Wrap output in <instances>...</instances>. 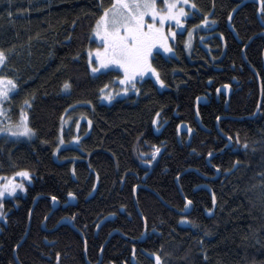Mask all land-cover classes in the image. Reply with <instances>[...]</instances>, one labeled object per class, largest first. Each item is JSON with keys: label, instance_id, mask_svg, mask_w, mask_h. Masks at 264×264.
Masks as SVG:
<instances>
[{"label": "trees", "instance_id": "trees-1", "mask_svg": "<svg viewBox=\"0 0 264 264\" xmlns=\"http://www.w3.org/2000/svg\"><path fill=\"white\" fill-rule=\"evenodd\" d=\"M111 3L0 0V48L7 51L6 70L18 83L6 104L16 121L23 109L35 130L32 139L0 136V177L21 169L33 177L23 193L4 198L0 264H155L152 253L161 255L162 264H264V35H259L264 16L259 0H195L199 10L186 27L208 12V28L200 31L205 38L196 35L190 58L183 52L182 34L172 42L176 55L155 57L166 86L159 89L146 77L138 82L140 93L104 103L99 89L119 73L91 74L86 53L97 46L92 29ZM66 80L70 90L62 89ZM224 84L233 89L227 109L225 97H215ZM120 87L113 83L108 91ZM200 96L209 99L198 105L209 131L195 121ZM260 99L257 116L249 118ZM65 116L92 124L75 147L58 151L57 161L53 152ZM180 123L194 130L190 141L186 133L178 136ZM224 136L232 146L216 154L227 145ZM154 147L160 152L149 165L144 161L152 158ZM216 170L219 175L212 179ZM70 191L75 197L68 196ZM53 195L60 205L47 217ZM185 197L192 209L181 215ZM111 215L96 232L99 221ZM181 216L188 217L185 224ZM61 220L71 225L57 226ZM144 225L145 239L133 242L142 237Z\"/></svg>", "mask_w": 264, "mask_h": 264}, {"label": "snow or ice", "instance_id": "snow-or-ice-1", "mask_svg": "<svg viewBox=\"0 0 264 264\" xmlns=\"http://www.w3.org/2000/svg\"><path fill=\"white\" fill-rule=\"evenodd\" d=\"M259 5L258 10L264 16V0H259ZM189 7L193 11H190ZM213 7H215L214 3ZM195 10H199L195 0H112L108 7H103L92 29L98 46L87 49V62L93 74L107 75L109 72L117 71L119 75L99 89L102 98L112 101L121 93H140L141 89L137 85L145 77H154L156 84L165 87L166 81L162 78L158 68L154 66L153 60L156 56L175 55V50L169 41L175 39L178 29L187 31L189 39L185 41V46L191 47L193 31L209 24V13L204 12L203 19L199 21V24H193L191 28L185 27L187 21L196 15ZM8 15L11 16L12 12L9 11ZM231 18V14H229V20ZM212 23H215V20ZM220 35L223 37V33ZM77 57H79V53H77ZM8 59L7 51L0 48V116L8 119V124L0 127V133L9 134L13 137L21 135L31 137L35 134V130L29 127L28 117L23 109L21 110L20 120L15 124L5 115L4 102L10 100V94L18 88L14 76L4 73V69L8 67ZM113 83L121 85L119 92L108 91ZM71 87L72 84L68 80L62 85L63 90H70ZM224 87L228 88L230 85ZM220 90L217 89L218 92ZM197 99L200 98L197 97ZM86 103L91 104L92 102L87 101ZM24 104L29 105L30 101L25 99ZM68 107L72 108L73 105ZM67 111L68 109H65V112ZM159 115L160 113L157 112V119ZM61 119L63 120V117ZM68 119H71V116ZM157 119H153L152 123L156 124ZM75 123L76 127L79 128V120ZM91 124L92 121L88 120V125L91 126ZM177 127L179 129L180 126ZM188 131L191 132L192 129L189 127ZM79 139V136L73 137V140L78 141ZM63 143L64 141L61 138L57 150H59L60 144ZM245 146L247 147L246 142ZM159 152L160 148L154 147L152 158L144 162L149 165L152 164ZM211 155L210 152L209 156ZM17 176L24 177L29 181L33 178L28 169H21L14 172L12 177L3 178L4 182L0 183V217L6 218L3 211L4 198L14 196L18 189L26 190L23 181L18 182L13 178ZM75 195L74 192H68L69 197H75ZM51 199L56 201L57 197L53 195ZM185 200V208H187L192 204V200L187 197H185ZM213 200L215 202L214 194ZM208 211L211 212L212 209H208ZM186 221H188V217L181 216V222ZM152 256L155 264H162L160 254L152 253ZM57 257H59V253Z\"/></svg>", "mask_w": 264, "mask_h": 264}, {"label": "rangeland", "instance_id": "rangeland-1", "mask_svg": "<svg viewBox=\"0 0 264 264\" xmlns=\"http://www.w3.org/2000/svg\"><path fill=\"white\" fill-rule=\"evenodd\" d=\"M189 10L190 11H193V10H191L190 9V7H189ZM209 23H210V20H209ZM96 24V23H95ZM197 24H199V23H197ZM193 25V24H192ZM191 25V26H192ZM209 25V24H208ZM208 25L207 26H201V27H199V28H197V29H195L194 31H193V35H192V38H191V47H186L185 46V41H187L189 38H188V33H187V31H184L183 29H178L177 30V35H176V37H175V39L179 36V35H181L180 37H182L183 38V42H182V45H183V52L185 53V56H187L188 58H190V55H191V51H192V48H193V46H194V43H195V37H196V35L199 33L201 36H202V38L204 39L205 37H204V34L202 33V32H200L201 30H206L207 28H208ZM95 26V25H94ZM191 26H189V27H187V28H191ZM185 27H186V25H185ZM175 39H172V40H170L169 42L172 44V42H174L175 41ZM91 40H93V41H95V39H94V33H93V31H92V34H91ZM96 42V44H97V46H98V42L97 41H95ZM97 46H95V47H97ZM172 46H173V48H174V45L172 44ZM95 47H93V48H95ZM175 50V49H174ZM168 55H171V54H165V56H168ZM175 55H176V52H175ZM89 69H90V72H91V68L89 67ZM4 73H6V74H8V72H7V70H6V68L4 69ZM91 74H93L92 72H91ZM93 75H96V74H93ZM146 78V77H145ZM148 78H151L154 82H155V79H154V77H148ZM155 84H156V82H155ZM157 85V87L159 88V89H163L164 87H161V86H159L158 84H156ZM17 90V89H16ZM16 90H15V92H16ZM14 92V93H15ZM117 92H119V90H117ZM13 93H11L10 94V96L12 95ZM126 94H124V93H121V94H119V95H117L116 97H115V99H117V98H120V97H123V96H125ZM115 99H113V100H115ZM112 100V101H113ZM112 101H108V100H106V99H103L102 98V96H101V98H100V102H104V103H111ZM7 101H5L4 102V105H3V107H4V109H5V115L7 116V117H9L10 119H11V121L13 122V124H15L16 122H18V121H16V120H13L11 117H10V114H9V108H8V106H7ZM68 117L69 116H65V120H66V122L65 121H63V123H62V127H60V129H59V133H58V144L60 143V139L62 138L63 139V141H64V143L63 144H60V147H59V150L60 149H62V148H66V147H75L78 143H79V141L82 139V137H84L89 131H90V128H91V126H89L88 125V118H84V117H78V118H73V117H71V119H68ZM19 118H21V115H20V117ZM77 120H79V122H80V127L79 128H77L76 127V123H75V121H77ZM8 124V119H6L5 117H3V116H0V127H2V126H5V125H7ZM84 126H85V128H84ZM8 136V137H10V138H13V139H32V138H34V135L33 136H31V137H28V136H23V135H21V136H19V137H13V136H11V135H9V134H3V133H0V136ZM74 136H79L80 137V139L77 141V140H73V137ZM57 144V145H58ZM59 150H57V146H56V148H55V150H54V152H53V156H54V158L58 161L59 160V157H58V151ZM4 177H12V174L11 175H8V176H5V175H3V176H1L0 177V183H3L4 182V180H3V178ZM14 179H16L18 182L19 181H23L25 184H26V182H30L29 180H27L26 178H24V177H19V176H17V177H13ZM24 192V190H20V189H18L17 190V192L15 193V194H17V193H23ZM6 197H8V196H6ZM186 204V203H185ZM185 207V206H184ZM184 209V208H183ZM182 209V210H183ZM180 223L181 224H185V222H181L180 221ZM85 254H86V251H85Z\"/></svg>", "mask_w": 264, "mask_h": 264}, {"label": "water", "instance_id": "water-1", "mask_svg": "<svg viewBox=\"0 0 264 264\" xmlns=\"http://www.w3.org/2000/svg\"><path fill=\"white\" fill-rule=\"evenodd\" d=\"M259 35H264V32L260 33ZM250 40H251V39H250ZM249 42H250V41H249ZM246 46H247V45H246ZM246 46H245V47H246ZM245 47H244L243 50H242L243 58H244V49H245ZM263 60H264V51H263ZM248 66H249V65H248ZM234 83H237V82L234 81ZM225 85H230V84H224V85H222V86L217 87V89H221V90L218 92L217 89H216V91H215V97H216V99H218V98H219V95L222 94V95L225 97V109H227V108H228V103H229V100H230V96H231V94H232V92H233V89H232V86H231V85H230V87H228V88H225V87H224ZM199 98H200L199 100H198L197 98H196V100H195V103H196V105H195V120H196V122H197L199 128H201V129H203V130H206V131H209V130H207V129L202 125L201 120H200V116H199V112H198V105L208 104V103H209V99H208L206 96H200ZM260 102H261V99H260V101H259V104H260ZM259 107H260V106L258 105V107H257V109H256V111H255V113H254L252 116H250L249 118H254V117L257 116V114H258V112H259ZM221 118H225V117L223 116V117H220L219 119H221ZM179 126H180L179 129H178V127H177L178 136H180V134H182V133H186V134L188 135V141H190V140H191V132L188 131V128H189V127H188L187 123H180ZM231 146H232V143H231V141L228 139V141H227V145H226V146H225L220 152H218V153H216V154H221V153H223L224 150L230 148ZM216 154H214V155H216ZM212 156H213V155L207 157V163H209V160H210V158H211ZM218 175H219V171L216 170V176H215L214 178H212V179L217 178ZM177 180H178V179H176V181H177ZM177 186H178V188H179L178 183H177ZM205 188L210 192V187H209V186H205ZM179 190H180V188H179ZM136 191H137V187L134 188V202H135V205H137V202H136V196H135V195H136ZM180 193H181V190H180ZM38 197H39V196H38ZM38 197H36V198L34 199L33 205H32V207H31V209H30V212H29V219H30V216H31V212H32V210H33V207H34V205H35L36 202H37V198H38ZM48 199L52 202V209H51L50 213L47 215V217L50 216V215L52 214V212H53L56 208H58V206L60 205L59 202H58V200L53 201V200L51 199V197H49ZM185 203H186V200H185ZM68 204H70V202H67L66 204H64V207L67 206ZM73 204H74V203H73ZM136 207H137V206H136ZM191 209H192V208H191V205H189L187 208L184 207L183 210L179 211V214H181V215H187V214L191 211ZM113 218H114V216L111 215V216H106V217H104L103 219H101V220L99 221L97 227H96V232L98 231L99 227H100L103 223H105L106 221L112 220ZM141 218H142V216H141ZM62 223H67V224L71 225V222H70V221H67V220H61V221L57 224V226H59V225L62 224ZM57 226H56V227H57ZM26 234H27V232H26ZM26 234L24 235V237H23V239L21 240V242L17 245V247L23 242V240H24L25 237H26ZM146 235H147V234H146V227H145V225H144V231H143V235H142V237L139 238V239H137V240H132V241H133V242H140V241H143V239H145ZM17 247H16L15 250H14L15 253H16V249H17ZM85 251H86V247L84 248V254H85ZM101 252H102V249H101V251H100V256H101ZM15 253H14V257L16 258V254H15ZM99 262H100V260H99ZM99 262H98V263H99ZM98 263H97V264H98Z\"/></svg>", "mask_w": 264, "mask_h": 264}, {"label": "bare ground", "instance_id": "bare-ground-1", "mask_svg": "<svg viewBox=\"0 0 264 264\" xmlns=\"http://www.w3.org/2000/svg\"><path fill=\"white\" fill-rule=\"evenodd\" d=\"M222 86V85H221ZM217 89V88H216ZM216 91V90H215ZM261 103V102H260ZM195 105H196V103H195ZM259 106H260V104H259ZM259 109H260V107H259ZM200 120H201V118H200ZM220 119H218L217 120V125L216 126H218V121H219ZM196 121V120H195ZM197 123V122H196ZM189 127V126H188ZM218 128V127H217ZM201 129V128H200ZM207 129V128H206ZM203 130V129H202ZM208 130V129H207ZM204 131H206V130H204ZM193 132H194V130H192L191 131V136H192V134H193ZM225 137V139L228 141V139L230 140V138H228V137H226V136H224ZM231 141V140H230ZM98 263V262H97ZM99 264V263H98Z\"/></svg>", "mask_w": 264, "mask_h": 264}]
</instances>
